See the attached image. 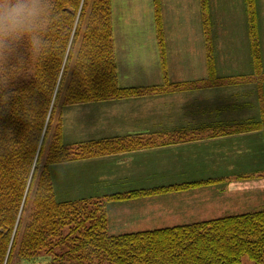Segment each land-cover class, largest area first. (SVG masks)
Wrapping results in <instances>:
<instances>
[{"label": "trees", "instance_id": "1", "mask_svg": "<svg viewBox=\"0 0 264 264\" xmlns=\"http://www.w3.org/2000/svg\"><path fill=\"white\" fill-rule=\"evenodd\" d=\"M201 1L208 64L214 68L210 4ZM55 3L60 20L48 37L52 55L30 60L21 48L22 70L0 93V264H241L245 256L264 264V210L110 235L108 203L188 191L213 185L217 179L134 189L106 195L105 200L57 199L52 166L128 154L166 140L137 133L66 145L64 110L55 124L60 105L66 109L137 99L174 84L166 78L151 87L120 85L113 0ZM153 4L165 71L161 0ZM246 8L255 67L263 69L256 0H246ZM29 164L38 165L35 174Z\"/></svg>", "mask_w": 264, "mask_h": 264}, {"label": "crops", "instance_id": "2", "mask_svg": "<svg viewBox=\"0 0 264 264\" xmlns=\"http://www.w3.org/2000/svg\"><path fill=\"white\" fill-rule=\"evenodd\" d=\"M161 4L163 13L162 0ZM152 8L155 35L152 27L150 33L141 34L139 31V34L130 26L132 15L130 18H122L120 14L121 18H118L113 0L114 38L116 22L118 26L115 46L116 39L122 37L123 42L119 48L116 46L120 85L122 86L121 74L126 75L120 69V60L123 58L125 62L122 66L129 69L128 78L136 75V81L122 87L162 85L166 78L174 86L161 93H149L140 97L142 99L112 100L78 106V110L69 115L73 118V126L79 116L89 115L92 117L90 129L104 130V135L91 140L137 133L157 134L166 140L128 154L62 164L60 167L65 171L64 177L69 174L70 178L74 169L71 176L73 181L86 180L98 185L104 181L112 182L110 178H115L118 185L125 188L128 186L115 193L207 179L220 180L210 186L182 191L186 193L166 200L156 197L155 200H151L153 197L131 200L130 202H136L131 204L133 213L135 217L140 215V218L145 215L137 212L136 208L144 204H158V208L164 212L162 216L174 222L203 218L200 214L206 204L208 208L216 209L223 208L224 202H232L233 206L238 201L264 203V67H253L249 71L232 59V62H223L210 68L208 52L201 54L199 51L192 55L190 50L183 51L178 58L174 57L178 62V59L188 53L193 58L192 62L185 66H172L165 31L168 60L167 70L164 71L160 63L153 0ZM225 57L227 56L222 58ZM140 66L144 67L141 71ZM177 73L180 75L177 76ZM148 99L150 102H134ZM65 117L66 114L63 113V121ZM66 164L78 167L71 169ZM131 178L137 179L139 183H146L147 186L129 187L134 184L130 183ZM106 195L109 194L103 193L102 196ZM89 196L95 195H84L81 198ZM148 215L150 214H146ZM206 219L212 220L204 218L195 222L184 221L174 226Z\"/></svg>", "mask_w": 264, "mask_h": 264}, {"label": "rangeland", "instance_id": "3", "mask_svg": "<svg viewBox=\"0 0 264 264\" xmlns=\"http://www.w3.org/2000/svg\"><path fill=\"white\" fill-rule=\"evenodd\" d=\"M163 3V15L166 35L169 42V60L172 66H185L193 61L190 54L185 53L182 59H175L174 55L178 58L183 51L190 50L192 55L197 52L205 53L207 51V41L203 26V13H202V1L201 0H162ZM116 9L118 11V18H130L132 15L133 20L130 21L131 28L135 29L141 34L150 33L153 30L155 35L154 23H153V8L152 0H115ZM210 4V18H211V34H213L214 44V59L215 66H219L223 62H232V59L237 64H240L243 68L253 70L255 67V61L252 54L251 39L249 35V23L247 16L246 0H209ZM257 16H258V31L261 43L262 61L264 64V0H256ZM121 14V15H120ZM123 19L121 20V24ZM152 27V30H151ZM117 22L115 25V38L117 31ZM140 34V33H139ZM122 37L116 39V46L119 48L123 45L121 41ZM179 52V53H178ZM225 57L223 59L222 57ZM120 57V54H119ZM145 59L144 55L142 56ZM147 60V59H146ZM125 59L120 60L121 73H125V76L121 74L122 86H129L136 81V75H130L128 68L122 66ZM150 64V63H149ZM158 67L160 66L159 63ZM225 67H229L224 64ZM140 66V71L143 69ZM185 68V67H184ZM131 69V68H130ZM183 69V68H180ZM264 70V69H263ZM180 75L177 73V76ZM165 82V81H164ZM162 82V83H164ZM144 83V80H142ZM159 85V84H157ZM145 87V86H142ZM148 91V90H146ZM160 93V92H157ZM155 95V94H154ZM152 96V95H151ZM142 99V98H140ZM133 100V99H129ZM132 102V101H130ZM134 102H150L148 100H139ZM118 104V103H115ZM78 107V106H76ZM66 108L62 105L59 106L57 111V118L55 124L58 123L59 115L64 110L66 114L64 121L65 130V144L72 145L74 143L88 141L96 139L104 135L103 129H90L92 117L89 115H82L78 117V121L73 126V118L70 116L78 108ZM68 112V113H67ZM70 114V115H69ZM132 131V130H131ZM67 168H76V165H65ZM64 166V167H65ZM52 166V178L55 184V191L57 199L64 200H79L84 195H95L87 198H94L99 200H105L103 193L112 194L117 191H123L128 186L118 185L114 180L110 178L112 182L104 181L100 184H90L86 180L73 181L71 176L75 172L72 169L70 178L69 174L64 177L63 167L58 165ZM208 180V179H207ZM133 186L129 187H143L147 186L146 183H139L137 179H129ZM188 192V191H187ZM88 193V194H87ZM186 192H178L174 194H167L156 196L159 199H168L174 195H179ZM100 195V196H97ZM153 197L151 200H155ZM136 203V202H134ZM133 202L126 201L124 203L110 202L108 203V215L110 225V235H122L126 233L149 231L166 227H173L174 224H181L186 222H195L204 220V218L217 219L218 217L238 215L242 213L255 212L264 210V203L252 202L243 203L238 201L234 206L232 202H224L223 208L210 209L208 204L205 205V209L201 212V219H180L174 222L168 220L162 209H159L158 204H144L136 208L137 212L143 213L145 217L140 215L135 217L133 213ZM146 214H150L146 216ZM217 217V218H216ZM211 220V219H206ZM205 220V221H206ZM241 264H255L247 256L243 257Z\"/></svg>", "mask_w": 264, "mask_h": 264}, {"label": "clouds", "instance_id": "4", "mask_svg": "<svg viewBox=\"0 0 264 264\" xmlns=\"http://www.w3.org/2000/svg\"><path fill=\"white\" fill-rule=\"evenodd\" d=\"M59 20L55 0H0V93L22 70L21 48L30 60L52 55L54 47L48 37ZM29 167L33 174L37 172L38 165Z\"/></svg>", "mask_w": 264, "mask_h": 264}]
</instances>
